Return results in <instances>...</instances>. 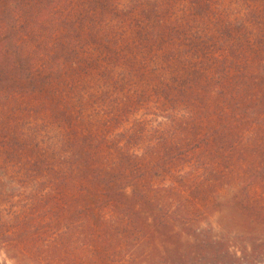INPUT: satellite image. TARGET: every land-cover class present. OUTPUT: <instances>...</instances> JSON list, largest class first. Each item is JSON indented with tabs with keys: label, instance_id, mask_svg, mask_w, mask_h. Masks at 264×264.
<instances>
[{
	"label": "trees",
	"instance_id": "1",
	"mask_svg": "<svg viewBox=\"0 0 264 264\" xmlns=\"http://www.w3.org/2000/svg\"><path fill=\"white\" fill-rule=\"evenodd\" d=\"M1 114L112 264H264V0H0Z\"/></svg>",
	"mask_w": 264,
	"mask_h": 264
},
{
	"label": "rangeland",
	"instance_id": "2",
	"mask_svg": "<svg viewBox=\"0 0 264 264\" xmlns=\"http://www.w3.org/2000/svg\"><path fill=\"white\" fill-rule=\"evenodd\" d=\"M0 115V263L5 264H112L99 246L92 250L84 239L89 213L74 217L58 192L43 189L40 173L27 181L19 165L4 161L10 136ZM7 129V128H6ZM25 133L27 128H22ZM3 138H5L3 140ZM27 157L21 158V165ZM68 201L73 193L64 191Z\"/></svg>",
	"mask_w": 264,
	"mask_h": 264
}]
</instances>
